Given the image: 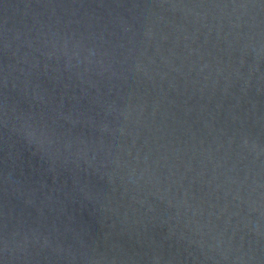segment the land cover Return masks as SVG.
Instances as JSON below:
<instances>
[{"label":"water","instance_id":"95a60500","mask_svg":"<svg viewBox=\"0 0 264 264\" xmlns=\"http://www.w3.org/2000/svg\"><path fill=\"white\" fill-rule=\"evenodd\" d=\"M0 262L264 264V0H0Z\"/></svg>","mask_w":264,"mask_h":264},{"label":"clouds","instance_id":"9594fccd","mask_svg":"<svg viewBox=\"0 0 264 264\" xmlns=\"http://www.w3.org/2000/svg\"><path fill=\"white\" fill-rule=\"evenodd\" d=\"M5 248H7V243H5ZM0 264H2V262H0Z\"/></svg>","mask_w":264,"mask_h":264}]
</instances>
